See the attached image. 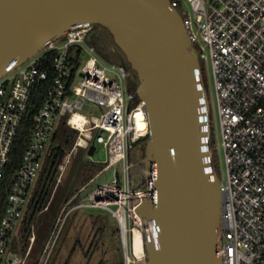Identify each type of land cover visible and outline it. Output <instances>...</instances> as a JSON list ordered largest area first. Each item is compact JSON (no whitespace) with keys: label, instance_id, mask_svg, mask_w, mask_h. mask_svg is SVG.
Instances as JSON below:
<instances>
[{"label":"built area","instance_id":"built-area-1","mask_svg":"<svg viewBox=\"0 0 264 264\" xmlns=\"http://www.w3.org/2000/svg\"><path fill=\"white\" fill-rule=\"evenodd\" d=\"M169 2L181 12L201 58L209 105L211 173L221 179L219 255L223 264H264V0ZM93 27L68 29L63 38L49 40L40 54L0 79L1 184L35 85L51 76L0 224V264H27L35 235L25 255L10 246L47 147L64 117L79 131L76 145L87 144L84 138L93 139L92 144L103 145L107 153L104 169L92 181L122 163V178L115 168L113 179L94 189L79 206L107 209L122 232L124 264H147L145 248L137 255L132 237L129 244L123 232L128 221L132 234L142 224L136 212L139 203L133 201L130 207L131 196L143 197L147 188L155 189V171L136 192L129 187V174L137 165L131 152L150 135L149 116L145 102L127 82V69L103 59L89 41ZM141 111L146 122L143 134L137 122ZM91 131H96L95 136L88 134ZM60 232L61 228L52 234L45 253Z\"/></svg>","mask_w":264,"mask_h":264},{"label":"water","instance_id":"water-1","mask_svg":"<svg viewBox=\"0 0 264 264\" xmlns=\"http://www.w3.org/2000/svg\"><path fill=\"white\" fill-rule=\"evenodd\" d=\"M81 25L108 29L139 79L151 131L142 174L130 173L129 187L136 192L155 171V189L130 198L143 228L153 226L144 234L147 264H223L221 179L211 173L201 58L169 0H0V79ZM95 152L92 144L88 155Z\"/></svg>","mask_w":264,"mask_h":264},{"label":"trees","instance_id":"trees-1","mask_svg":"<svg viewBox=\"0 0 264 264\" xmlns=\"http://www.w3.org/2000/svg\"><path fill=\"white\" fill-rule=\"evenodd\" d=\"M92 33L93 36L91 42L97 49L99 55L108 61L123 65L129 72H131L132 76L129 79L130 87L132 90H135L137 84L139 83L137 73L132 69V66L128 62L126 56L114 42L112 33L101 25H95L92 29ZM73 51L75 50H72V52ZM77 54L76 60L79 61L78 57L80 50L77 51ZM48 67L50 68L49 61ZM50 82L51 76L35 85L27 107L26 115L18 131L15 145L11 153L10 163L6 167L5 175L0 184V224L8 206V197L12 190L15 173L21 167L24 153L30 141L31 130L34 125V116L39 112L43 105ZM78 136L79 131L71 128L67 124V117H64L59 123L47 147L37 182L31 191L29 201L24 210V215L16 234L13 237L12 244L10 246L12 251L18 252L21 255H25L27 253L31 244L30 239L34 234L33 232L36 228L38 219L42 214L50 209L52 202L56 199L60 188L58 185L60 167L63 164L65 157L74 148ZM148 139V137L143 138L141 141L136 143L135 148L142 145V149H144ZM77 167L78 170L76 171L75 178L65 199V203H70L71 206L79 204L82 199L80 194L81 189L104 169L105 163L82 159L78 161ZM50 226L51 224L49 227ZM49 227L47 229V233H49ZM35 237V246H37L39 238L38 236ZM42 244L44 243L42 242ZM76 247L77 244L73 248L66 264H68ZM91 252L92 250L86 252L87 258L90 257ZM87 264H90V262ZM98 264H124V256L120 260L113 263H109L107 260L103 259Z\"/></svg>","mask_w":264,"mask_h":264},{"label":"rangeland","instance_id":"rangeland-1","mask_svg":"<svg viewBox=\"0 0 264 264\" xmlns=\"http://www.w3.org/2000/svg\"><path fill=\"white\" fill-rule=\"evenodd\" d=\"M205 53L209 55L207 48ZM110 75L115 76L113 73H110ZM218 132L220 135L219 128ZM88 134L95 136L96 131L88 132ZM84 140L89 144V147L93 143V139L84 138ZM76 144L60 167L58 178L60 188L56 199L52 202L50 209L42 214L37 221L33 235L38 236L39 242L35 246L34 241L27 264H43L46 259V264H66L76 244L77 247L68 264H87L88 262L98 264L103 259L113 263L124 256L122 232L117 219L107 209L79 206L88 201V196L94 189L113 179L115 168L122 178V163L111 170L103 172L96 180L92 181V179L81 189L82 199L79 204L71 206L70 203H65V199L78 170V161L84 159L104 163L107 159V153L101 144H95L96 152L92 157L88 155L89 147H86L87 144H84V142L81 145ZM131 156L137 162V165L131 170V175L137 180L142 174L141 161L144 155L139 150L133 149ZM115 207L112 206V208ZM128 223L129 225L127 230L123 232V236L128 238L129 244H131L132 226H130V221ZM48 227L49 233H47ZM59 228H61V232L54 246L45 253L48 241ZM90 250H92L91 255L87 258L86 252Z\"/></svg>","mask_w":264,"mask_h":264},{"label":"bare ground","instance_id":"bare-ground-1","mask_svg":"<svg viewBox=\"0 0 264 264\" xmlns=\"http://www.w3.org/2000/svg\"><path fill=\"white\" fill-rule=\"evenodd\" d=\"M137 122L139 125V132L141 134L145 133L146 130V122L144 121V112L141 111L137 114ZM154 230H153V226L151 228H143V225L139 224V227L134 228L133 230V234H132V244H133V249L134 252L137 255H141L143 252V248H144V233L146 234H153Z\"/></svg>","mask_w":264,"mask_h":264},{"label":"flooded vegetation","instance_id":"flooded-vegetation-1","mask_svg":"<svg viewBox=\"0 0 264 264\" xmlns=\"http://www.w3.org/2000/svg\"><path fill=\"white\" fill-rule=\"evenodd\" d=\"M91 35L93 36V33H92ZM91 41H92V38H91ZM96 50H97V49H96ZM109 62H111V61H109ZM112 63H114V62H112ZM131 76H132V75L130 74V77H131ZM130 77H129V79H130ZM133 83H134V82H133ZM135 149L139 150L140 153L143 154V153H142V145H140L139 147H137V148H135ZM135 149H134V150H135Z\"/></svg>","mask_w":264,"mask_h":264}]
</instances>
